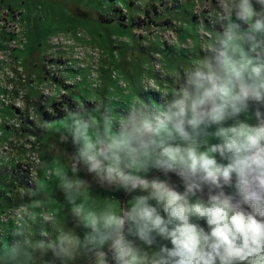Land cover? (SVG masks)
<instances>
[{
  "label": "clouds",
  "instance_id": "1",
  "mask_svg": "<svg viewBox=\"0 0 264 264\" xmlns=\"http://www.w3.org/2000/svg\"><path fill=\"white\" fill-rule=\"evenodd\" d=\"M216 8L170 96L85 103L45 125L68 165L30 175L29 203L0 225V264H264V0ZM49 182L73 227L31 207ZM94 186L131 198L97 206Z\"/></svg>",
  "mask_w": 264,
  "mask_h": 264
},
{
  "label": "rangeland",
  "instance_id": "2",
  "mask_svg": "<svg viewBox=\"0 0 264 264\" xmlns=\"http://www.w3.org/2000/svg\"><path fill=\"white\" fill-rule=\"evenodd\" d=\"M217 11L216 0H0V225L29 203L21 193L30 175L59 174L68 165L65 150L72 148L47 123L70 105L170 96L202 55ZM156 175L163 178H148ZM56 191L49 182V199L31 207L73 227ZM91 195L97 206L131 198L98 186Z\"/></svg>",
  "mask_w": 264,
  "mask_h": 264
},
{
  "label": "trees",
  "instance_id": "3",
  "mask_svg": "<svg viewBox=\"0 0 264 264\" xmlns=\"http://www.w3.org/2000/svg\"><path fill=\"white\" fill-rule=\"evenodd\" d=\"M148 12H149V10H147V13H148ZM105 18H106V17H105ZM105 18H104V19H105ZM105 20H108V19H105ZM70 107H72V105H70Z\"/></svg>",
  "mask_w": 264,
  "mask_h": 264
}]
</instances>
